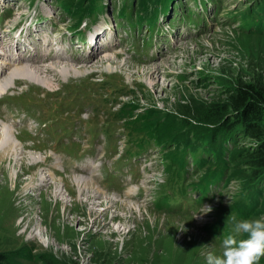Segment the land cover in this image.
I'll return each instance as SVG.
<instances>
[{
  "label": "rangeland",
  "instance_id": "374dc122",
  "mask_svg": "<svg viewBox=\"0 0 264 264\" xmlns=\"http://www.w3.org/2000/svg\"><path fill=\"white\" fill-rule=\"evenodd\" d=\"M6 1L8 0H0V13L4 14L5 10H10L14 15L13 22L19 18L20 13L28 12L26 2L11 0L7 3ZM45 2L50 6L51 0ZM178 2L187 8L185 14L188 10L195 13L193 18L186 16L188 18L186 24L182 20L170 23L164 19L160 21L153 35L141 29L132 32L136 39L135 52L142 60L152 62H139L136 55L128 50L131 41H125L126 35L122 32L120 37L111 38L110 44L114 50L96 52L92 56H99L94 60L93 58L87 62L81 60L80 64L64 63V61L55 63L61 64L60 66L71 64L76 68L87 64V66L99 67L100 71L96 70L93 73L87 71L81 76L69 74L66 79L60 77V74L53 77L54 70L50 69L48 72L52 78L51 86L43 85L44 80L41 79L36 82L18 78L16 83L24 80L29 85L43 89L44 92H51L66 82H82L99 73L100 78L112 77L123 84H128L137 94L134 97H125L124 100L137 101L139 106L144 108H154L159 111V117L170 119L167 128L173 127L174 132L184 134L189 129L183 125L182 115H179L173 106L185 105L178 101L176 94L181 88L186 87L196 94V97L191 95L193 102L190 105L199 103L201 98L206 99L208 105H212L221 95L222 70L234 72V70L246 69L249 63L264 62V38L250 36L247 33L241 34L242 20L239 18L238 21L233 22V17L239 16L245 9L239 0H218L210 3L207 10L204 5L200 8L194 0ZM106 3L108 5L104 16L109 21V25L114 27L115 7L121 4L122 0H106ZM52 13L55 16L53 22L59 23L61 16L54 6L50 11L43 13L41 18H49ZM97 31L95 29L94 33ZM121 41L122 47H120ZM68 45L69 43L66 44ZM153 50L159 53L156 59L150 57ZM88 53L89 49H86L85 45L76 43L70 51V56L80 58ZM115 53L121 54L116 60L123 65H114L111 73L103 71L98 61L104 54L114 57ZM49 65L41 67L42 71ZM157 68L159 71H153ZM19 75L11 74V76ZM43 76L44 74L39 75L40 78ZM16 78H13L12 86L6 91L7 93L15 92L13 84ZM109 91L111 89H108ZM91 102L99 104L101 111L106 112L98 97L91 99ZM53 108L55 107L44 108L42 119H48L53 115ZM101 114L95 115L90 109H86L84 116L90 118L86 125L82 124L79 118L71 115L63 118L65 122L59 126L65 137L75 136V139L65 141L67 144L65 150L77 154L79 163L84 158H91L92 161L94 159L84 151L81 142L76 140L87 139L90 145L89 153H92L96 148L94 143L101 140L106 129L113 128L111 123L114 119H107ZM12 116L6 118L13 119L14 123L20 120L17 116L14 118ZM101 118L105 121L104 124ZM196 121L195 123H201L200 120ZM2 125L0 128H8L7 125ZM11 131L14 139L24 146L23 156L36 153L40 155L41 161L36 163L25 157L22 160V157L0 159V188L5 189L8 194L7 206L0 204V254L9 257L10 263L45 264L38 261L37 256H41L48 262L53 260L54 264L72 262L115 264L119 261L124 264H206L208 252H219L222 233L211 234L206 228L213 218L225 213L227 207L239 197L240 187L236 181L229 185L225 195L219 197L212 206H210L212 203H206L204 207L210 206V212L193 216L192 213L198 210V204L186 201L170 205L166 211L158 210L154 202L159 194V186L157 187L156 183L161 179L162 168L158 167L153 182L146 180L152 171H146L144 177L146 181L142 180L143 176L139 171L137 176L130 175V181L126 184L122 183L118 190L119 193H124L126 189L129 192L126 195H114L110 194L111 156L106 155L103 166H99V157L95 158L94 175L85 178L92 180L102 193L118 197V202L106 198L105 194L97 195L90 201V194L85 196L78 193L74 187L75 182L70 179L71 176L82 177L74 169L76 165L69 167L68 172L51 178L47 168L50 164L48 151L39 149L37 140L23 141L26 131L18 133L15 130ZM109 147L111 148V144L107 143L105 148L108 150ZM253 147L254 143L247 139L242 143L245 151ZM87 154L88 156H85ZM243 169L249 170L248 166ZM42 175L46 176L45 182L41 179ZM134 195L144 196V199L136 200L133 198ZM14 199H17V202ZM108 203L112 206L108 207ZM161 203L165 204V201ZM204 203L205 199H200V205ZM13 210H16L17 214ZM206 211L207 209L204 212ZM260 264L264 262L260 261Z\"/></svg>",
  "mask_w": 264,
  "mask_h": 264
},
{
  "label": "trees",
  "instance_id": "16d2710c",
  "mask_svg": "<svg viewBox=\"0 0 264 264\" xmlns=\"http://www.w3.org/2000/svg\"><path fill=\"white\" fill-rule=\"evenodd\" d=\"M169 1L171 0H143L142 4L146 8L160 3L166 4ZM241 34L245 33L241 32ZM221 80L223 83L220 89L221 95L212 105H208L203 98L199 103L190 105L193 102L191 95L196 97V94L186 87L181 88L176 94L178 101L185 105L173 106V109L182 115L183 125L189 129L184 134L174 132L173 127L167 128L170 125L169 118L159 117V111L150 107H141L137 101L130 100L129 104L125 103L122 106L124 113L122 115L140 118L136 121L139 122L138 128L141 127L142 130L156 128L161 139L184 142L188 145L200 144L204 133L211 141L224 135H227L228 140L229 135L234 134L238 139L233 141L232 148L226 151L208 152L212 153L215 163L220 166L222 176L229 174L228 182L234 180L241 188H252L256 191L257 196L262 200V207L253 215L255 219L264 216V62L249 63L246 69L234 70V72L222 70ZM136 94L135 91L131 97ZM196 120H200L202 124L195 123ZM210 129L213 132L208 133ZM246 139L254 143V147L247 151L242 148V143ZM207 163L209 160L201 159L198 166L204 167ZM213 166V163H209L203 181L209 177ZM246 166L249 170L243 169ZM37 259L45 264H54L53 260L48 262L41 256H37ZM9 261H11L9 257L0 254V264H15ZM115 264L124 263L119 261Z\"/></svg>",
  "mask_w": 264,
  "mask_h": 264
},
{
  "label": "bare ground",
  "instance_id": "6f19581e",
  "mask_svg": "<svg viewBox=\"0 0 264 264\" xmlns=\"http://www.w3.org/2000/svg\"><path fill=\"white\" fill-rule=\"evenodd\" d=\"M7 31L8 30L0 31V41H2L4 39V37L8 34ZM48 44H49L48 45L49 48H51L53 50V52H57L59 57H57V58H44V59L42 57H40V59H42V61H40V62L27 61V60H18V61L12 62L11 64L8 65L7 70H6L5 74H4L5 76L2 75L3 77L0 79V94L4 93V92H6L7 90L10 89V87L12 86V83H13L12 80H13L14 77H17L14 80V83L17 82L18 78L19 79L20 78H25V79H28L30 81H36V82H38L37 81L38 79H41V80H44L43 81V85H48V86L50 85L51 86L52 85V78L50 77V73L48 72L50 69L54 70L53 77H56L57 74H60V77L63 76L66 79H68V77H66V76H69V74H76V75H80L81 76L83 74H86L87 71H90L91 73H93L96 70L100 71L98 69L99 67L95 68L94 66L93 67L92 66H87V64H84V65H82V67L80 66L79 68H76L74 65L72 66L71 64H67V65H64V66H60L61 64L60 65H56L55 63L58 62V61H64V63H71V62L79 63L81 60L80 61H71L69 58L63 57L62 54H61L63 48H62L61 42H59V41H55L54 40V41H52V43L49 42ZM110 48L111 47H109V49ZM96 52L97 53H101V52H104V51L103 50H96L95 52L92 53V55L94 53H96ZM4 55H6V56L8 55V51L6 49H4ZM98 56L99 55L92 56L89 59V61L92 58H93V60L96 59ZM102 56H101L102 58L100 57L101 59L98 62L101 63V65H102L101 67H103V71H105V72L111 73V71H113L114 65H117V64H119L120 66L123 65V64H121V62H118V60H116V59H118V56H121V54H119V53H115L114 57H112L110 54H104ZM1 60H3V57H1ZM41 62H43V63L41 64ZM49 63H50V65H49ZM45 65H49V66L44 68V71H42L43 69L41 67H43ZM155 70L159 71L158 68L154 69L153 71H155ZM16 73L20 74V75L19 76H11V74H16ZM40 74H44V76L42 78H40L39 77ZM72 76H75V75H72ZM21 82H25V81L22 80ZM23 148H24V146L20 145L18 143V141H16L14 139L13 132L11 131L10 128L9 129L8 128H0V159L1 160L2 159L4 160L5 158H13V157H15V158L16 157H22L21 160L24 159L26 154L23 156V152H24L22 150ZM25 158L28 159L29 161L36 162V163H39L38 161H41L40 160V158H41L40 155H37L36 153H33V154L28 153ZM41 179H43V181L45 182L46 176L42 175ZM70 179H72V181L75 182V186L74 187H76L78 193L85 194V196L87 194H90V196H91L90 197V201H91V198L94 199L95 197H97V195L99 196L101 194H105V193H102V191H100L98 189V187L95 185V183L92 180L88 179V178L80 177V176H71ZM58 192L60 193V191H58ZM105 195H106V198L111 199L113 202L118 200V197L111 196V195H108V194H105ZM7 196H8V194L5 191V189L0 188V204L7 206V204H8V202L6 200ZM10 201H12V200H10ZM88 201H89V199H88ZM93 204H94V202H93ZM109 205L110 204L108 203L107 204L108 207L112 206V204L110 206ZM19 210H21V209H19ZM14 211H16V210H13V212ZM17 211H18V209H17ZM17 211H16V214H17Z\"/></svg>",
  "mask_w": 264,
  "mask_h": 264
},
{
  "label": "clouds",
  "instance_id": "9594fccd",
  "mask_svg": "<svg viewBox=\"0 0 264 264\" xmlns=\"http://www.w3.org/2000/svg\"><path fill=\"white\" fill-rule=\"evenodd\" d=\"M205 208L203 213L211 211ZM219 249L206 254V264H260L264 258V216L236 222L231 232L220 236Z\"/></svg>",
  "mask_w": 264,
  "mask_h": 264
}]
</instances>
